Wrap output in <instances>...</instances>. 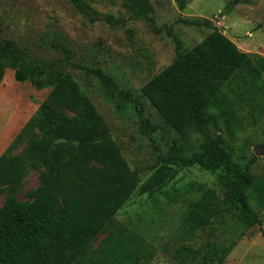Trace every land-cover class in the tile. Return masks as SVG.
Listing matches in <instances>:
<instances>
[{
  "label": "trees",
  "instance_id": "16d2710c",
  "mask_svg": "<svg viewBox=\"0 0 264 264\" xmlns=\"http://www.w3.org/2000/svg\"><path fill=\"white\" fill-rule=\"evenodd\" d=\"M67 1L77 12L91 17L87 2ZM239 1L230 0L222 15ZM123 6L132 17L144 18L154 32L164 28L175 44L173 61L140 91L178 133L179 142L167 153L158 152L160 167L147 182L140 183L102 115L57 63L65 61L118 90L134 103L144 126L147 119L139 99L119 89L101 68L73 63L67 55L57 62L32 59L13 40L4 41L0 45V79L9 67L16 81L49 91L0 154V193H6L0 206V264H143L150 260L156 248L114 216L135 192L161 189L175 176L171 166L218 170L217 185L222 190L219 197L216 188L205 184L189 188L199 196L189 201L169 239L167 250L174 262L222 264L236 243V239L228 244L218 241L228 215L242 226H257L264 236L262 220L253 208L264 209V173L258 176L250 169L255 154L242 166L234 160L225 139L220 135L212 138V129L220 128L222 121L230 134L235 130L237 95L233 86L249 91L264 107V56L241 50L210 18H180L210 29L198 43L184 48L170 26H156L149 0H123ZM195 132L204 133L205 139L188 155L182 143ZM148 138L154 141L150 135ZM21 142L24 147L13 153ZM29 167L43 168L39 185L25 193L27 199L19 200L17 191ZM99 235L103 236L95 243Z\"/></svg>",
  "mask_w": 264,
  "mask_h": 264
},
{
  "label": "rangeland",
  "instance_id": "374dc122",
  "mask_svg": "<svg viewBox=\"0 0 264 264\" xmlns=\"http://www.w3.org/2000/svg\"><path fill=\"white\" fill-rule=\"evenodd\" d=\"M83 1L90 5L91 17L77 12L67 0H0V45L13 40L30 58L48 62H57L67 55L73 63L101 68L114 79L119 89L136 96L147 119L144 126H141L134 103L118 90L105 86L96 76L65 61L57 63L58 69L72 75L102 115L122 156L129 167L137 171L140 183L147 182L160 167L158 152L167 153L173 143L179 142V135L140 90L173 61L175 44L164 28L154 32L144 18L132 17L123 6V0ZM229 1L149 0V3L156 26H170L184 48L198 43L210 29L184 23L180 18H210L241 50L264 55L261 39L264 31L256 30L254 36L248 38L253 22L239 16L248 14V9L237 11L238 8H232L229 14L226 13L228 21L222 19V10ZM233 87L237 95L235 130L230 134L222 121L220 128L212 129V138L220 135L225 139L232 147L234 160L243 166L254 154L256 146H264V107L249 91ZM48 91L49 88L37 90L27 81H16L14 71L9 67L4 69L0 79V130L4 133L0 136V154L46 99ZM241 92L245 93L240 95ZM144 129L146 133L142 131ZM204 139V133L192 134L182 143L186 154L198 150ZM24 144H18L13 153H18ZM255 156L256 161L250 169L259 176L264 173V153ZM170 168L175 176L166 178L168 180L161 189L142 194L135 192L114 216L115 221L140 233L156 248L155 255L143 264H177L167 246L189 201L199 196L198 192H190V187L205 184L216 188L218 196L222 197V190L217 185L218 170H204L196 165ZM40 169L43 168L27 169L17 191L19 200L27 199L25 193L39 185ZM5 195L0 193V206ZM253 208L264 227V209ZM102 236L99 235L95 243ZM230 239H236V243L222 264H264V236L257 226H242L228 215L226 228L218 241L228 244ZM202 241L203 238L198 240L199 243Z\"/></svg>",
  "mask_w": 264,
  "mask_h": 264
},
{
  "label": "crops",
  "instance_id": "0c3cea01",
  "mask_svg": "<svg viewBox=\"0 0 264 264\" xmlns=\"http://www.w3.org/2000/svg\"><path fill=\"white\" fill-rule=\"evenodd\" d=\"M243 6H246L247 8H243ZM233 9H237V11H241V10H244V9H248L247 10V13L248 14H246V15H239V16L243 17L244 20H250L251 22H253V23H250V24H252V28L253 29L247 33V37L248 38H252L254 36L253 35V32L256 31V30L264 31V30H262L264 28V0H240L233 7ZM229 12H231V11H229ZM229 12H228V14H229ZM222 19L227 20L226 13L222 15ZM261 39H262V41H264V38H261ZM2 134H4V133H1V130H0V136ZM10 139L11 138H9V140ZM6 141H7L6 142V144H7L8 143V140H6ZM2 150H4V147H3Z\"/></svg>",
  "mask_w": 264,
  "mask_h": 264
},
{
  "label": "water",
  "instance_id": "95a60500",
  "mask_svg": "<svg viewBox=\"0 0 264 264\" xmlns=\"http://www.w3.org/2000/svg\"><path fill=\"white\" fill-rule=\"evenodd\" d=\"M254 154L255 155H261L264 153V146L261 144V145H258L254 148L253 150Z\"/></svg>",
  "mask_w": 264,
  "mask_h": 264
}]
</instances>
